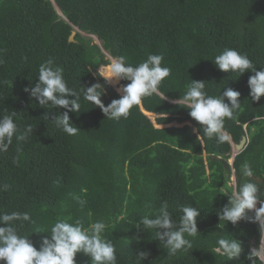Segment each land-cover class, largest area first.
<instances>
[{"label":"trees","instance_id":"trees-1","mask_svg":"<svg viewBox=\"0 0 264 264\" xmlns=\"http://www.w3.org/2000/svg\"><path fill=\"white\" fill-rule=\"evenodd\" d=\"M74 27L96 36L101 46L78 31L69 41ZM226 48L264 67V0H0V116L15 111L19 133L33 127L26 140L14 135L0 151V215L27 212L30 221L14 225L37 247L58 220H80L84 228L103 221L116 264H264L248 258L250 240L262 242L264 226L249 219L233 225L217 215L230 195L221 188L231 192L252 182L264 200V95L251 100L250 71L237 78L214 65ZM107 54L132 65L162 55V66L171 69L159 86L166 99L144 97L127 118L116 120L81 93V112L69 113L79 130L68 135L44 117L65 109L41 107L23 90L37 82L40 64L52 59L78 92L95 82L104 86L107 105L119 98L117 87L96 72L109 64ZM191 79L205 80L209 95L227 87L241 93V109L224 124L235 144L247 137L232 162L230 142L207 137L189 110L173 102ZM245 163L251 176H243ZM165 203L177 225L182 207L200 209L198 233H185L190 249L170 254L156 229L137 228L141 217L155 218ZM222 238L241 243L238 258L213 251ZM139 251L150 254L141 260ZM75 259L92 264L82 252Z\"/></svg>","mask_w":264,"mask_h":264},{"label":"clouds","instance_id":"clouds-1","mask_svg":"<svg viewBox=\"0 0 264 264\" xmlns=\"http://www.w3.org/2000/svg\"><path fill=\"white\" fill-rule=\"evenodd\" d=\"M107 57L110 62L98 75L104 78L106 84L116 85L115 91L119 93V98L112 99L107 105L102 100L106 92L104 86L95 82L83 85L78 92L68 86L63 67L55 64L52 59L40 64L37 82L34 86L26 85L23 90L41 107L65 109L62 112L52 113L50 119L48 113L44 117L68 135H75L79 130V127L72 122L69 113L81 112V93L85 100L98 106L106 117L116 120L121 117L127 118L133 106L139 105L144 97L156 94L163 100L166 99L165 94L160 92L159 86L170 75L171 69L162 66V55L150 54L146 60L136 65L126 63V58L122 55L111 57L107 54ZM212 61L219 70L236 73L237 78L246 71L253 73L247 81L250 89L249 96L254 102L260 101L261 96L264 95V67L257 69L247 54L234 48L224 49ZM122 81L127 83H121ZM240 95L238 90L231 87L225 88L218 96L209 95L205 80L191 79L187 91L173 101L189 110V116L197 121L200 127L203 126L207 137L215 136L221 143L230 142L232 146L230 162L236 154L233 149L235 143L231 140L230 133L225 130L224 124L226 118L232 119L234 113L241 109ZM15 115V111H12L0 116V151L8 149L14 135L17 141H23L33 133L31 125H28L23 133H19L18 125L14 121ZM184 124H188L192 131H194L193 128L196 130L189 121H185ZM195 133L200 137L197 130ZM242 173L245 177L252 175V169L247 163L242 166ZM234 182L235 178H233ZM220 193L226 195L230 193L227 203L217 213L220 221L235 225L242 219H249L264 226V200L260 199L259 188L255 183L245 182L238 190L234 188L231 192L221 188ZM74 198L79 199V197ZM249 210H254V217L247 216ZM181 211L183 215L177 225L165 203L155 218L141 217L137 228L139 229L142 225L143 228L156 229L157 238L164 242L170 254H175L178 250L190 249L192 245L185 239V233L189 236H195L198 233L196 218L200 215V209L184 206ZM17 220L30 221V215L27 212L0 215V262L3 264H77L75 258L80 252L90 256L92 264H116L117 262L114 244L102 235L106 227L103 221H97L90 228H84L80 220L74 223L58 220L51 227L50 234L39 231L48 235L41 238L37 247L29 236L19 234L14 225ZM263 241L257 243L254 240L256 244H261V250L250 248L252 252L248 256L249 259L255 256L264 260ZM250 243H252L251 240ZM213 251L221 256L226 255L229 259H235L240 256L242 247L241 243L234 238L231 240L222 238L218 240V246ZM149 254L148 251L138 252L141 260L147 259Z\"/></svg>","mask_w":264,"mask_h":264},{"label":"rangeland","instance_id":"rangeland-1","mask_svg":"<svg viewBox=\"0 0 264 264\" xmlns=\"http://www.w3.org/2000/svg\"><path fill=\"white\" fill-rule=\"evenodd\" d=\"M76 29V31H78L82 36H84V37H90L91 39H92V42H94V43H97L98 45H100L101 44V41L99 40V39H97V37L96 36H94V35H92V34H89V33H87V31L83 28H80V27H74V30ZM111 59V58H110ZM108 65H106V66H104L103 68H102V66H100L99 67V69H97V71L96 72H98V73H102L105 69H106V67H107ZM122 83V82H121ZM111 86H113V85H111ZM114 86H116V85H114ZM113 86V87H114ZM117 87V86H116ZM153 117V116H152ZM152 120H154L153 118H152ZM203 154H204V152H203ZM264 240V238H262V241ZM251 242L252 243H250V248L253 250H257V251H260L261 250V244H256L255 242H254V240L252 239L251 240Z\"/></svg>","mask_w":264,"mask_h":264},{"label":"water","instance_id":"water-1","mask_svg":"<svg viewBox=\"0 0 264 264\" xmlns=\"http://www.w3.org/2000/svg\"><path fill=\"white\" fill-rule=\"evenodd\" d=\"M75 32H76L75 30H72V32L69 36V41L73 40V36L75 35ZM246 143H247V137L245 135H243L240 138L239 142L233 145L234 152L237 153V152L241 151L245 147Z\"/></svg>","mask_w":264,"mask_h":264}]
</instances>
